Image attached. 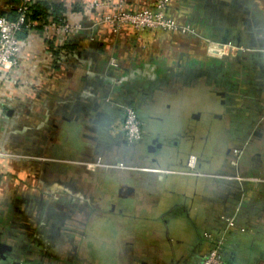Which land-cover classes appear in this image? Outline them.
Returning <instances> with one entry per match:
<instances>
[{
	"label": "crops",
	"instance_id": "obj_1",
	"mask_svg": "<svg viewBox=\"0 0 264 264\" xmlns=\"http://www.w3.org/2000/svg\"><path fill=\"white\" fill-rule=\"evenodd\" d=\"M22 1L0 0V16ZM93 1L32 0L67 18ZM168 14L191 36L101 25L62 59L52 33L21 34L20 66L0 83V232L21 264H199L219 239L227 264H264V0H172ZM226 36L234 49L210 55ZM127 106L139 150L122 131ZM192 156L204 175L188 174ZM99 158L132 169L78 165Z\"/></svg>",
	"mask_w": 264,
	"mask_h": 264
},
{
	"label": "built area",
	"instance_id": "obj_2",
	"mask_svg": "<svg viewBox=\"0 0 264 264\" xmlns=\"http://www.w3.org/2000/svg\"><path fill=\"white\" fill-rule=\"evenodd\" d=\"M172 0H155L152 6L144 8L142 11L130 12L125 7V0H120L116 3L114 0H95L88 3L83 7L85 12L82 17L71 14L69 18L64 20L55 21L49 19L48 22H33L29 19L32 14L31 7L33 5L32 0H23L20 7L17 10V18L11 19L7 16H0V83L3 79H7L9 73L17 70L20 66L21 60V41L20 36L25 30L36 29V27L42 26L45 32H50L54 37L59 38V44L61 49L62 59L67 58V54L64 52V47L68 41L75 35L80 33H88L101 25H108L113 29L114 33H119L125 26L131 27L135 32H154L165 31L174 34H180L181 36L188 37L193 33L190 28L178 24L168 14ZM97 14L95 23H92L89 27L86 26L87 21H91L89 16ZM62 44V45H61ZM208 51L210 55L216 56L220 59L227 57L230 48H233L231 44L220 45L218 43H209ZM66 54V55H65ZM110 65L112 67H118L117 61L112 60ZM5 73L7 75H5ZM124 123L122 131L126 140L129 143H136L142 139L143 136V123L138 111L130 106H127L123 110ZM244 148L234 149V155L236 158L232 160V164L238 165L237 157L243 154ZM10 154L0 151V157H9ZM197 159L191 157L188 163V174L194 176H201L204 173H200L196 169ZM89 171H95L98 168H119L121 170H130L127 166L120 164L118 166H107L103 164L102 160L95 162H83L81 163ZM142 171H155L153 169H139ZM157 173H160L158 171ZM165 173V172H164ZM231 181L238 182L241 185H247L257 182L258 180L249 176L233 175L228 176ZM259 182V181H258ZM229 226L234 227L235 224L231 220ZM209 239L213 241V237L209 236ZM215 241V240H214ZM222 240H216L213 243L212 248L201 258L199 264H227L222 255Z\"/></svg>",
	"mask_w": 264,
	"mask_h": 264
},
{
	"label": "trees",
	"instance_id": "obj_3",
	"mask_svg": "<svg viewBox=\"0 0 264 264\" xmlns=\"http://www.w3.org/2000/svg\"><path fill=\"white\" fill-rule=\"evenodd\" d=\"M32 14L29 16V19L33 22H48L49 19H54L55 21L64 20L67 18L66 13L68 12V9L64 8L62 5H49L46 3H37L32 5L31 7ZM79 11H83V8L81 7H73V12L77 13ZM18 14H12L9 16L11 19L17 18ZM40 32H44V28L42 26L36 27ZM62 48L55 49V47L50 45V50L55 53V55H59L58 51H60ZM64 50H72L74 49L73 46L67 45L63 48ZM58 50V51H57Z\"/></svg>",
	"mask_w": 264,
	"mask_h": 264
},
{
	"label": "water",
	"instance_id": "obj_4",
	"mask_svg": "<svg viewBox=\"0 0 264 264\" xmlns=\"http://www.w3.org/2000/svg\"><path fill=\"white\" fill-rule=\"evenodd\" d=\"M229 43V39L228 37H224L222 39L221 44L225 45ZM231 45H234L233 42H231ZM153 142L152 143V147L155 146V144L157 143ZM160 145V144H159ZM153 148H151L152 150ZM3 237V233L0 232V264H21L19 261H17L13 256V248L11 246H7L4 244V242H2L1 238ZM39 264V263H38Z\"/></svg>",
	"mask_w": 264,
	"mask_h": 264
},
{
	"label": "flooded vegetation",
	"instance_id": "obj_5",
	"mask_svg": "<svg viewBox=\"0 0 264 264\" xmlns=\"http://www.w3.org/2000/svg\"><path fill=\"white\" fill-rule=\"evenodd\" d=\"M145 140H146V134H145V132H144V129H143V136H142V139L139 141V142H136V143H134V144H132V143H129V146L133 149V150H139V148H141V146L145 143ZM157 144V143H156ZM155 144V145H156ZM151 148H153V150L155 149V146H150V148H149V151H152L151 150ZM100 160H102V162H103V159L102 158H99ZM98 159V160H99ZM87 162H95V161H87ZM129 162H133V164L132 165H135V166H137V165H139L140 163H138V162H134V161H131V160H129ZM81 163H83V162H81ZM81 163H78V165H80V166H82L81 165ZM103 164H105V163H103ZM106 165V164H105ZM124 165V164H123ZM107 166H115V165H107ZM125 166V165H124ZM82 167H84V166H82ZM128 167V166H127ZM85 168V167H84ZM99 169V168H98ZM97 169V170H98ZM85 170L87 171V172H96L97 170H95V171H89V170H87L86 168H85ZM234 174H229V176H233Z\"/></svg>",
	"mask_w": 264,
	"mask_h": 264
},
{
	"label": "rangeland",
	"instance_id": "obj_6",
	"mask_svg": "<svg viewBox=\"0 0 264 264\" xmlns=\"http://www.w3.org/2000/svg\"><path fill=\"white\" fill-rule=\"evenodd\" d=\"M51 254V253H50ZM54 255H57V253H54Z\"/></svg>",
	"mask_w": 264,
	"mask_h": 264
}]
</instances>
